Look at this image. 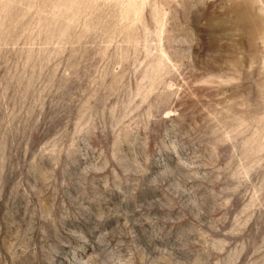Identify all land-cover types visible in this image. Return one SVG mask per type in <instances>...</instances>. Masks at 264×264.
<instances>
[{
    "label": "rangeland",
    "instance_id": "rangeland-1",
    "mask_svg": "<svg viewBox=\"0 0 264 264\" xmlns=\"http://www.w3.org/2000/svg\"><path fill=\"white\" fill-rule=\"evenodd\" d=\"M0 264H264V0H0Z\"/></svg>",
    "mask_w": 264,
    "mask_h": 264
}]
</instances>
